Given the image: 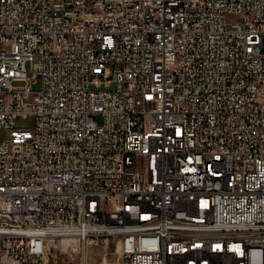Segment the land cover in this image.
Wrapping results in <instances>:
<instances>
[{"label": "built area", "instance_id": "1", "mask_svg": "<svg viewBox=\"0 0 264 264\" xmlns=\"http://www.w3.org/2000/svg\"><path fill=\"white\" fill-rule=\"evenodd\" d=\"M3 128L0 264H264V0H0Z\"/></svg>", "mask_w": 264, "mask_h": 264}, {"label": "rangeland", "instance_id": "2", "mask_svg": "<svg viewBox=\"0 0 264 264\" xmlns=\"http://www.w3.org/2000/svg\"><path fill=\"white\" fill-rule=\"evenodd\" d=\"M32 89L38 90L41 88L40 78L32 80ZM14 85L21 84L20 82L13 83ZM112 86L110 89H113ZM31 95L26 99L27 101L31 100ZM98 120V118H97ZM15 126L17 127H27L33 128L35 125V117L31 114H28L24 117L18 116L14 120ZM9 136V129L0 130V139L4 140ZM103 243L100 242L98 245H91L88 249V262L89 264H120L119 250L117 245V240H112L109 242L107 249L103 248ZM103 257H106L107 261L103 262Z\"/></svg>", "mask_w": 264, "mask_h": 264}, {"label": "bare ground", "instance_id": "3", "mask_svg": "<svg viewBox=\"0 0 264 264\" xmlns=\"http://www.w3.org/2000/svg\"><path fill=\"white\" fill-rule=\"evenodd\" d=\"M105 258V257H104ZM105 261H107L106 259L103 261V262H105Z\"/></svg>", "mask_w": 264, "mask_h": 264}]
</instances>
